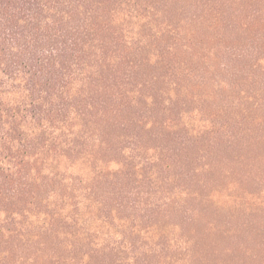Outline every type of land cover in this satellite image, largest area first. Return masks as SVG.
<instances>
[{
	"label": "trees",
	"instance_id": "trees-1",
	"mask_svg": "<svg viewBox=\"0 0 264 264\" xmlns=\"http://www.w3.org/2000/svg\"><path fill=\"white\" fill-rule=\"evenodd\" d=\"M0 264H264V0H0Z\"/></svg>",
	"mask_w": 264,
	"mask_h": 264
}]
</instances>
